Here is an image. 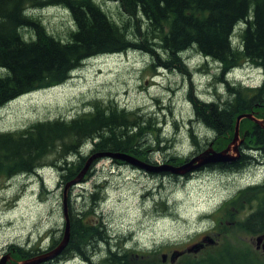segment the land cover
<instances>
[{"label": "trees", "instance_id": "1", "mask_svg": "<svg viewBox=\"0 0 264 264\" xmlns=\"http://www.w3.org/2000/svg\"><path fill=\"white\" fill-rule=\"evenodd\" d=\"M115 1L123 14L119 22L110 19L95 0H0V110L19 97L63 84L83 61L103 54L143 53L151 58L154 67L183 74L186 63L182 55L192 51L219 66L220 80L226 72L243 65L258 67L264 74V0ZM49 6H61L69 12L73 27L66 40L48 33L31 15L35 8ZM238 27L239 42L233 41L237 42L234 45L232 37ZM26 31L32 35L26 38ZM241 87L226 82L224 100L192 103L195 123L213 133L216 150L225 148L233 138L238 116L254 113L257 119H264V80L258 87ZM157 119L126 112L113 104L95 103L89 112L70 120L38 121L18 131L1 132L0 179L35 174L43 165H51L60 175V187H64L81 172L90 156L101 153L128 154L153 165L187 161L188 157L168 152L161 162L153 160V154L164 149L158 145L161 124ZM244 131L245 141L254 148H246L245 154L255 156L257 149L264 158V130L243 119L239 134ZM153 134L156 147L145 139ZM194 136L190 131L192 141ZM88 145L84 157L81 153ZM242 159L243 155L238 162L219 165L217 169L240 171L246 167ZM98 161L92 162L81 183L91 176ZM239 194L223 204L218 210L222 216L213 221L216 228L212 229L218 231L221 241L214 246L204 244L196 253H185L174 264H264L256 251L234 244L230 238L233 230L264 234V186ZM84 199L89 206L77 213L69 202V242L57 258L43 264H64L73 258L79 264H168L162 263L157 251L152 257L125 250L126 245L121 243L112 247L106 224L90 219L100 202L98 192ZM255 204L250 214L238 216L244 207ZM225 217L235 223L233 229L223 225ZM238 218L240 221H236ZM60 239L53 238L46 249L54 248ZM99 246H107L105 252ZM13 249V263L43 253L40 249Z\"/></svg>", "mask_w": 264, "mask_h": 264}, {"label": "rangeland", "instance_id": "2", "mask_svg": "<svg viewBox=\"0 0 264 264\" xmlns=\"http://www.w3.org/2000/svg\"><path fill=\"white\" fill-rule=\"evenodd\" d=\"M95 1L113 21L119 22L123 18L115 0ZM31 15L60 40H66L73 27L69 12L61 6L35 9ZM238 32L239 27L233 41L239 42ZM24 34L26 38L32 35L27 31ZM187 52L182 56L190 67L187 71L184 65L186 72L183 74L154 67L148 55L132 51L88 59L63 84L24 95L3 107L0 133L18 131L38 121L70 120L89 112L95 103L113 104L129 113L158 118L161 124L158 145L164 149L156 151L153 160L161 162L167 154L191 159L207 149L209 143L213 144V137L210 131L195 123L189 91L206 102H214L226 98V82L258 87L264 79L262 70L243 65L230 75L226 72L220 80L219 66L192 51ZM190 131L195 134L193 141L196 144L190 138ZM145 139L157 146L154 134ZM86 148L81 153L84 157L89 145ZM52 160L53 156L47 161ZM258 161L262 165L256 167ZM117 162L98 161L91 176L69 192L68 205L70 202L72 211L77 213L89 206L84 198L91 192H98L100 202L90 219L106 224L112 236V247H119L121 243L126 245L125 250L152 257L157 251L160 260L162 254L169 257L174 251H186L201 242L204 236L213 240L214 244L210 246L219 243L220 235L212 229L216 228L213 227L215 218L222 216L218 210L240 192L255 187V184L260 187L264 179V158L258 154L240 171L216 169L195 173L183 180L170 173L151 174L119 164L123 161ZM62 191L60 175L51 165H43L35 174L0 179V260L7 255L3 256V251L7 253L14 246L44 252L53 238L62 239ZM255 208L256 204L251 208L244 207L238 216L250 214ZM222 221L226 228L235 227L227 217ZM231 234L234 244L256 251L258 257L264 258L262 247L255 248V239L260 234L236 230ZM97 248L105 252L107 246ZM73 259L64 264H79Z\"/></svg>", "mask_w": 264, "mask_h": 264}, {"label": "water", "instance_id": "3", "mask_svg": "<svg viewBox=\"0 0 264 264\" xmlns=\"http://www.w3.org/2000/svg\"><path fill=\"white\" fill-rule=\"evenodd\" d=\"M243 119L250 120L251 122L260 126L264 130V119L263 120L257 119L253 113L242 114L236 118L234 135H233L232 141L222 151L215 152L209 147L208 149L201 152L199 155H196L189 161L185 162L182 166H180L178 172L171 170V169L169 170L167 166H163V165L153 166L148 163H144L138 160L137 158H135L134 156H131L128 154L101 153V154H95V155L90 156L86 160L85 165L83 169L81 170V172L73 180L65 184L63 187L62 215H63V220H64V228L62 232L63 234L62 239H60L58 244L51 250L43 254H40L38 256H35L29 259L28 261H20V262H17L16 264H43L46 262L53 261L63 252L70 238V219L68 216V191L70 188L75 187L79 183H81L82 179L85 177L86 173L88 172L91 163L94 160L107 157L110 159L123 161L147 173H151V174L170 173L175 176L184 177L185 175L190 174L207 165L231 164L232 162L238 161L240 159L239 146L242 142V139H240V134H239V125ZM230 151H232L231 154H230ZM196 161H198V164L195 163ZM212 243L214 242L211 238L204 237L201 239V242L193 244L186 251H174L169 257L166 254H162L161 261L162 263H166L168 261L169 264H174L177 261V259L183 254L196 253L198 250L204 247V244H212ZM261 247L264 251V235H259L255 239L256 250H258ZM9 259H10L9 255L2 257L0 260V264H6L7 261H9Z\"/></svg>", "mask_w": 264, "mask_h": 264}, {"label": "bare ground", "instance_id": "4", "mask_svg": "<svg viewBox=\"0 0 264 264\" xmlns=\"http://www.w3.org/2000/svg\"><path fill=\"white\" fill-rule=\"evenodd\" d=\"M36 9V8H35ZM38 9V8H37ZM30 11H32V10H30ZM235 44L237 43V42H234ZM132 52H134V51H132ZM125 53H127V52H125ZM116 55V54H115ZM97 56H99V55H97ZM97 56H94V57H91L90 59H92V58H95V57H97ZM101 56V55H100ZM197 56H199V55H197ZM200 57V56H199ZM201 58V57H200ZM88 60V59H87ZM86 61V60H85ZM84 62V61H83ZM82 62V63H83ZM81 63V64H82ZM185 63H186V65H185V67H186V69H187V71H188V68L190 67V65L188 64V61H185ZM79 68V67H78ZM258 68V67H257ZM236 69H238V67L237 68H234V69H232V70H230L227 74L228 75H230L231 73L230 72H232V71H235ZM261 69V68H260ZM226 74V75H227ZM189 77H190V75H188ZM240 85V84H239ZM243 85H244V83H243ZM237 86V85H236ZM241 86V85H240ZM245 86V85H244ZM243 87V86H242ZM241 87V88H242ZM247 88V87H246ZM250 88V87H249ZM192 89V88H191ZM189 98H190V101H191V103H193V102H195V101H198V102H203V103H206V104H208V103H212L213 104V101L212 102H206V101H204L203 99H201L200 97H198L196 94H194V95H192V90L191 91H189ZM206 128V127H205ZM213 134V133H212ZM195 137V136H194ZM232 141V140H231ZM230 141V142H231ZM229 142V143H230ZM228 143V144H229ZM150 146V145H149ZM211 148L212 150H213V148L212 147H214V145L213 144H209L208 145V147H207V149L208 148ZM224 149V148H223ZM222 149V150H223ZM206 150V149H205ZM221 150V151H222ZM213 151H215V150H213ZM240 151V150H239ZM203 152V151H202ZM215 152H220V151H215ZM201 153V152H200ZM200 153H197L196 155H199ZM232 153V151H230V154ZM195 155V156H196ZM195 156H193V157H195ZM192 157V158H193ZM240 157H241V153H240ZM191 158V159H192ZM100 160L101 159H105V157H103V158H99ZM139 160V159H138ZM190 159H188L187 161H189ZM95 161V160H94ZM140 161H142V160H140ZM187 161H185V162H187ZM167 163H166V165L165 164H161V165H163V166H167V168L170 170H174V171H179V168H180V166H182L185 162H181V164H173V163H170V162H168V161H166ZM236 162H238V161H235V162H232L231 164H234V163H236ZM196 164H198V161H196L195 162ZM92 164V163H91ZM149 164V163H148ZM128 165H130V164H128ZM150 165H152V164H150ZM161 165H153V166H161ZM218 165H225V166H229L230 164H218ZM260 165H262V163H260L259 161H258V163H257V165H256V167H258V166H260ZM131 166V165H130ZM208 166V165H207ZM207 166H204V167H207ZM133 167V166H132ZM204 167H202V168H204ZM134 168H136V167H134ZM201 169V168H200ZM199 170V169H198ZM198 170H196V171H198ZM196 171H194V172H192V173H190V174H187V175H192V174H195V172ZM162 174H164V173H162ZM169 174V173H168ZM187 175H185L184 177H180V176H178L179 178H185ZM178 178V179H179ZM68 194H69V191H68ZM68 216H69V205H68ZM70 239V238H69ZM214 243H212L211 245H213ZM47 251H49V250H47ZM47 251H45V252H47ZM155 251V250H154ZM45 252H43V253H45ZM43 253H41V254H43ZM40 255V254H39ZM8 256V255H7ZM36 256H38V255H36ZM11 257V256H10ZM35 257V256H34ZM33 258V257H32ZM31 259V258H30ZM29 259H26V260H22V261H28Z\"/></svg>", "mask_w": 264, "mask_h": 264}, {"label": "flooded vegetation", "instance_id": "5", "mask_svg": "<svg viewBox=\"0 0 264 264\" xmlns=\"http://www.w3.org/2000/svg\"><path fill=\"white\" fill-rule=\"evenodd\" d=\"M240 137H241V139H242V142H241V144H240V146H239V150H240V153H241V155H243V159L242 160H244V161H242V163L244 164V165H247L246 163H249V162H251V159L253 158L254 159V156L253 155H246L245 154V152L246 151H248V149H246V148H249L250 149V151L252 150V149H254V148H251L250 146H249V144L245 141V138H246V131H244L243 133H242V135H240ZM247 139V138H246ZM213 148V150H215V151H218V150H216V149H214V147H212ZM221 151V150H220ZM256 154H258V156L259 157H262V155L261 154H259L258 152H257V149H256ZM255 161V160H254ZM253 162V161H252ZM253 164H254V162H253ZM221 166H219V165H208L207 167H204V168H201V169H199L198 171H196L195 173H202V172H206V171H216V169L217 168H220ZM193 175V174H192ZM192 175H187L185 178H187V177H189V176H192ZM177 179L179 178V177H176ZM184 178H179L178 180H183ZM262 185L264 186V179H263V181H262ZM261 185V186H262ZM258 186V184H255V187H257ZM252 187V186H251ZM14 249H9L8 251H7V253H5L4 251H3V256L4 255H9V256H11L10 257V259H9V261H7V263L6 264H14L13 263V261H14V259H13V257H12V255L11 254H14Z\"/></svg>", "mask_w": 264, "mask_h": 264}]
</instances>
